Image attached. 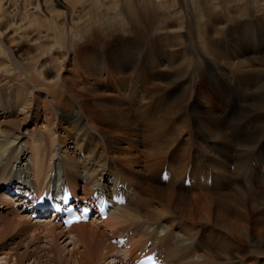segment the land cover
I'll use <instances>...</instances> for the list:
<instances>
[{
	"label": "bare ground",
	"instance_id": "1",
	"mask_svg": "<svg viewBox=\"0 0 264 264\" xmlns=\"http://www.w3.org/2000/svg\"><path fill=\"white\" fill-rule=\"evenodd\" d=\"M19 1L13 0L15 2L13 7L17 3L20 4ZM68 1L75 4V0ZM220 1L191 0L190 2L192 9L200 12L197 14L201 25L198 29V40L201 41L203 38L207 40L203 51L209 55L214 54V56L217 52L220 56L221 52L220 49L218 51L213 36H224L222 39H226L233 33L229 30L230 24L237 16L233 13L240 14V16L247 14L246 7H241V10L236 8V12L226 7L235 0ZM262 1L264 0H252L250 2L252 7L248 6L251 8L248 10L252 11L254 8L255 13H259L256 10L257 3ZM160 4L162 9L174 7L173 19L176 22L172 23L171 31L174 30L175 33L171 34V39L177 41L182 47L184 46L181 59L187 63H150L155 58L151 50L141 59L143 61L134 65L110 63L114 68L112 72L107 68L104 69L106 63H82L86 73L91 70L93 75L101 77L107 72L109 78L115 80L118 77L114 76H118L126 68L136 71L137 75L141 74L135 79V83H128L121 98H113L116 105L99 107L100 102H94L92 107L87 106L82 104L80 97L74 94L70 97V103L66 101V110L52 107L49 111L47 104H41L35 100L32 95L33 91L26 88V83L20 75L13 80L0 78V88L4 87L2 90L6 91L2 97L0 95V207H5L0 210V215L11 216L9 212H6L10 211L19 219L12 225L17 226L25 221L29 223L31 213L21 207L25 203L24 194L29 193V195L41 197L44 192H59L62 185H66L73 196L79 200L91 199L96 192L109 197L121 195L126 203L114 207L102 222L90 220L87 223L75 224L64 229L58 223L56 214L52 213L50 216H40L35 223L43 226L51 242L50 245L57 244L63 238V242L68 240L67 247L72 246L69 257H72L74 264H133L139 260L141 255L136 254L138 251L136 229H134L136 225L146 228V235L154 231L152 238L154 241L166 242L165 246L160 249V251L167 250L166 256L160 258L164 264H239L233 262L239 254L260 259L264 264V188L254 190L247 185H240L232 193L223 190L234 180L229 176L232 173L228 167L233 159L231 158L232 151L237 152L240 165L236 169L237 172L233 171L234 173L247 167L248 160H251L255 150L264 151V68L257 70L258 73L254 74L255 76L252 74V76L247 75L249 78H242L240 70L245 71L248 68L255 71L254 68L252 69L253 63H247L245 56L230 55L227 57L228 60L238 63H213L217 68H222L220 76L224 78L226 89L231 86L240 94L243 91L241 98L243 104L248 105L252 103V97L262 95L257 101L255 100L254 104L249 105L255 108L254 112L244 115V117H251L252 113H255L254 118L259 126L255 135L244 137L240 132L242 126L231 127L227 134L223 131L226 125L220 123L215 112L210 109L201 111L193 98L197 87L193 80L196 78L195 72L198 71L196 68L199 63H190V61L199 57L194 54L195 49L190 47V38L188 39L185 33L182 35L183 31H189V26L181 18V11L178 13L175 9V3L171 5L162 1ZM11 5V0H0V12L3 16L6 6L9 8ZM22 6L24 11L21 13L26 17L36 19L38 17L36 13L41 11L38 3L34 7H30V4ZM57 6L68 7L64 0L58 2ZM42 8L43 17L48 16L47 21L54 24L52 11H47L44 4ZM147 16L149 15L141 13L136 18L137 22L144 23V27L141 26L144 30L136 33L139 38H145L147 34L149 36L152 31H155L152 24L144 22ZM171 31L167 30L166 33ZM44 37L46 39L45 35ZM257 44L254 49L256 53L263 50L264 40ZM147 45L151 47V42ZM201 47L203 48V43ZM222 58L225 59V56ZM261 59L264 61L263 58ZM259 64L264 66V63ZM209 65L210 63H207L203 70L205 71ZM41 67L50 70L52 66L44 67L43 65ZM28 69L29 67L26 68L25 76L33 82ZM168 71L172 72L168 73ZM231 73L235 77L239 76L232 78ZM147 78L156 82L162 80L163 84L170 86V92H178V95L169 100L170 106L166 108L167 110L163 109L147 125L144 129V140L137 141L133 139L139 130L132 118V108L135 105L143 106L141 104L147 101L146 97L154 85L149 80L147 81ZM89 81L92 87L100 84L97 77ZM56 82L53 86H60ZM154 89L157 88L154 87ZM218 89L223 88H214V90ZM126 97L130 104L127 103ZM31 98L34 100L32 101ZM186 100H192L190 108L195 114H204L208 120L205 126H199L201 131L203 130L201 133L196 131L197 135L193 134L192 137L190 135L187 143L189 146H185L180 152L177 151L180 154L178 155L176 149L179 148V144L177 142L183 134L187 133V129L183 121L177 130L175 128L170 131L169 128L181 114H183L181 117L185 118V110L182 111L183 106L178 103ZM31 104H33L32 111L28 114L25 110H28ZM58 105H60L59 102ZM15 113L17 117H22L20 121L17 120L19 121L17 123L16 120L10 121L9 119ZM28 116L31 119L24 121ZM53 116L58 122L56 126L51 119ZM4 118L6 123L3 125L1 120ZM97 125L100 126L99 130L95 128ZM18 126L21 128L17 133ZM3 127L16 129V132L10 134ZM128 134L131 135V139L127 138ZM25 137L27 139L23 142ZM196 137L201 139V143L197 146L198 149H195L196 153L207 150V158L204 161L210 169L209 173H205L202 169L203 160L195 156L192 159L189 157L190 150L195 147L191 139L195 140ZM45 138L49 139L48 143L45 142ZM121 138L129 141L126 145L130 150L119 144L118 141H121ZM229 138L232 143L228 142ZM141 143L145 145L144 148H140ZM47 144H49L48 148ZM137 147H139L138 150L146 152L145 161L139 162L137 156L134 155ZM8 151H10L9 157L4 156ZM215 157L220 158V161L218 159L215 161ZM166 160L174 162V165L169 166ZM257 163L260 169H264V162L257 161ZM163 166H166L164 176L169 185V189L166 190L155 187L144 180V177L150 174L158 173L163 176L160 170ZM188 168L191 169L190 174ZM211 170L217 171L218 175ZM256 172L254 181L264 185V171ZM187 174L188 181H186ZM177 187H183V189L188 187L191 190L197 188L201 191L199 190L198 195L193 194L192 197H186L176 192ZM7 188H9L8 191L17 192V195L15 193L13 198L2 193ZM211 191L214 196L201 194L208 193L209 195ZM19 194L23 196L19 197ZM138 194L139 198H137ZM13 207L16 208L15 211ZM200 230L208 233L206 238L199 233ZM121 237L127 240L123 247L118 248L117 245L111 244V240ZM237 238L246 239L249 248L243 246ZM221 259H226L227 262L224 263ZM229 260L232 261L229 262Z\"/></svg>",
	"mask_w": 264,
	"mask_h": 264
},
{
	"label": "rangeland",
	"instance_id": "2",
	"mask_svg": "<svg viewBox=\"0 0 264 264\" xmlns=\"http://www.w3.org/2000/svg\"><path fill=\"white\" fill-rule=\"evenodd\" d=\"M11 1V6L13 7L15 2H13V0ZM62 1L63 0H37L36 2V0H20V4L17 3V5H14L16 8H12L11 6L7 8L6 6L4 16L0 12V78L13 80L20 75L26 83V88L33 91L32 95L35 97V100L41 104H47L50 108L49 111L52 110V107L66 110V101L70 103V97L74 94L79 96L81 103L87 106L92 107L94 102H100V105H98L99 107L112 106V104L116 105L113 98H121L124 95V89L128 86V83H135V79L138 78L139 75L141 76V74L137 75L136 71L134 72L130 68H126L127 70L123 69L122 72L119 73V75L121 74L120 76H114L118 77V79L115 80L109 78L107 72L101 77L93 75L91 70L86 73V69L82 67V63H106L104 69L107 68V70L112 72L114 68L110 63H127L134 65L135 63L143 61L141 59H143L145 54H148L150 50L155 54V58L151 60L150 63H187L183 62L181 59L184 46L182 47L177 41L171 39V34L175 33L174 30L171 31L173 27L172 23L176 22V20L173 19L174 7L162 9L160 4L162 1H165V4L171 5L175 3V9L178 13L181 11V18L187 22H185V24L190 28L188 32L186 30L188 34L183 31L182 35L186 34L187 38H190V47L195 49L194 54L199 57L196 60L192 59L190 61V63H199L196 68L199 72H195L197 79L195 78V80H193V82L195 81V86H197L195 90L196 94L193 98L195 102H197L198 107L201 108V111L202 109L214 111L218 120L220 119V123L226 125L223 131L227 134H229V129L231 127L242 126L243 128L240 132L244 137H252L251 135H255L254 133L256 130L259 129L254 118L255 113H252L251 117H244V115L254 112L255 108L249 105L254 104L255 100L257 101L262 95L252 97V103L248 105L245 103L243 104L241 102L243 91H241L242 93L240 94V92H237L231 86L229 89H226L227 85L225 86L224 78L220 76L223 70L221 67L217 68L213 63H238L228 60L227 57H230V55L245 56V59L248 60L247 63H253L252 69L254 68L255 71L248 68L245 69V71L239 69L242 72V74H240V76L243 75L242 78H249L247 75L252 76V74L255 76L258 73L256 72L257 70L264 68V66L259 64L264 63V61H261V58L264 59V44H262L263 50L261 52L256 53L254 50L255 45H258L257 43L259 41L264 40V1L257 3L258 6L256 10L259 13H255L253 10L254 8L252 11L248 10L252 7L250 3L252 0H235L231 5L227 4L226 7L229 8L230 11L234 9L233 12H236V8L241 10V7H246L247 14L240 16V14L233 13V15H237L229 26V30H232L233 33L227 36L226 39H222L224 36H213L218 51L220 49L221 57L217 54L218 52L216 56H214V54L209 55L203 51L205 44H207V40L204 38L201 41L198 40V29L201 25L197 19V14L200 12L192 9V5L190 4L191 0H75L74 5L68 0H64L68 7L64 8L62 6H57V3ZM220 2L222 3V1ZM36 3L41 7V11L39 10L36 13L38 16L36 19L34 17L22 15L21 11H24L23 8H21L23 7L22 5L30 4V7H34ZM43 4L46 5L47 11H52L51 15L54 24L47 21L48 16H46L47 18L43 17ZM253 5H256V3H253ZM31 11L32 10H30V12ZM141 13L149 15L144 22L152 24L155 29V31H152L151 35L148 36L147 34L145 38L136 36V33L140 32L139 30H144L141 28V26L144 27V23L142 24V22L139 23L136 21L137 16ZM22 17L23 19L21 20ZM167 30H170L172 33H166ZM150 42L151 47L147 45V43L150 44ZM202 43L203 48L201 47ZM224 56L227 60L222 58ZM207 63H210V65L207 67L208 70L206 69V72L203 68ZM43 65L44 67L52 66V70L41 67ZM27 67H29L27 71L33 82H30L29 78L25 76ZM165 72L163 73L165 74ZM171 72L172 71H168V73ZM94 77L100 80V84L92 87L91 81L89 80L94 79ZM230 77L237 78L232 73ZM56 80L59 81L56 82ZM148 80L149 78H147V81ZM54 82L59 83L60 86L54 87ZM150 82L154 85L149 95L146 97L147 101L145 104H141L143 106L135 105V107L132 108V118L134 123H136L135 126L138 128L137 130H139L133 139L137 141L144 140V129L147 128V125L163 111V109L170 106L169 100L178 95V92H170V86L163 84L162 80ZM233 83L232 81V84ZM154 87L157 89H154ZM216 87L223 89L214 90ZM2 88H0L1 97L6 93ZM247 94L249 95V93ZM31 100L33 101L34 99L31 98ZM58 102L60 105L57 106ZM127 103L130 104L128 98ZM192 103V100L178 103L183 106L182 111L185 110V118L183 119L181 117L183 114H181L178 117L179 119L176 118L175 122L170 126L171 128H169L170 131H173L175 128L177 130L183 121L187 129V133L183 134L179 142H177L179 148L176 149V152H180L185 146H189L187 143L190 135L192 137L193 134L197 135L201 133L203 130L201 131L200 127L208 120L207 116L205 117L204 114H195L194 110L190 108ZM32 106L33 104L30 105L28 110H25L28 114L32 111ZM51 114L53 113L51 112ZM15 116L17 117L16 113L9 119L10 121L16 120L15 122L17 123L22 117L15 118ZM30 119L31 117L28 116L24 121ZM51 119L52 122H54V126L58 125L57 120H54V116L51 117ZM5 120V118L1 120L3 125L6 123ZM97 126H95V128L99 130L100 126ZM18 128L19 130H17V133L20 131L21 126H18ZM3 129L9 131L10 134L16 132V129L10 127H3ZM130 136L131 135L128 134L127 138L131 139ZM26 139L25 137L23 142ZM191 140L195 147H192L193 149L190 150V159L195 156L204 161L207 158V150L200 151L199 154H197L195 150L198 149L197 146L201 143V139L196 137L195 140L193 138ZM48 141L49 139L45 138V142L48 143ZM118 142L121 146L130 150L129 146L126 145V143H129L128 140H123V138H121V141ZM228 142L232 143L231 138L228 139ZM221 144L225 145V143L222 142ZM48 147L49 144H47V148ZM144 147L145 145L141 143L140 148ZM138 148L139 147L135 149L134 155L137 156L139 162L145 161L147 159L146 152L138 150ZM254 153L251 160H248V164L247 162L245 163L247 167H244L238 173H234L237 172L236 169L240 165L237 160L239 158L237 152L232 151L233 155L231 158L233 159L229 162L230 164L228 167L232 173V175L230 174L229 176L230 178H234V180L223 190L232 193L240 185H247V187L254 190L255 188H264L263 184L254 181V176L257 173L256 171H264V169L259 168L257 163V161L264 162V151L255 150ZM9 155L10 151L4 156L9 157ZM178 155L180 154L178 153ZM217 159L220 161V158L215 157V161H218ZM166 163L169 166L174 165L172 161L166 160ZM203 164V171L209 173L208 170L210 169L206 166L207 162L204 161ZM160 170L163 176H160L158 173L150 174L145 177L143 176L144 180L162 190L169 189V185L164 176L166 173V166H163ZM190 171L191 169L188 168L189 174L191 173ZM211 171H214V173L218 175L217 171ZM186 181H188V174L186 175ZM199 190L200 189L197 188L191 190L190 188L188 189V187L185 189H183V187H177L176 192L186 197H192L193 194L198 195V192L201 191ZM134 191L137 192L136 190ZM201 194L204 196H211L212 194V196H214L212 191L209 195L208 193ZM137 198H139V194ZM2 208L5 209V207H0V210ZM13 209L14 211L16 210L14 207ZM6 212H9L11 216L5 217L0 215V264H74V260H71L72 257H69L72 246L67 247L68 240L63 242V238L57 244L50 245L51 242L43 226H38L35 223L37 220L32 221L33 218H30L31 221L29 223L25 221L19 223L17 226L12 225V223L17 222L19 219L13 212ZM134 229H136L137 236V255L149 250V252L153 251V253L157 254L160 258L166 256L167 250L163 249L160 251V249L165 246L166 242L154 241L152 239L154 231L146 235L147 230L142 227V225H136ZM199 233H201L204 238L208 235V233L201 232V230ZM237 239H239V242L243 246L249 248L246 239ZM154 244L156 245L153 246ZM167 248H169L168 244ZM226 259H221V261L225 263L227 262ZM231 261L232 260H229V262ZM234 261L239 264H260L262 262L260 259L247 257L244 254H239L233 259V262Z\"/></svg>",
	"mask_w": 264,
	"mask_h": 264
},
{
	"label": "snow or ice",
	"instance_id": "3",
	"mask_svg": "<svg viewBox=\"0 0 264 264\" xmlns=\"http://www.w3.org/2000/svg\"><path fill=\"white\" fill-rule=\"evenodd\" d=\"M85 211H87V210H85Z\"/></svg>",
	"mask_w": 264,
	"mask_h": 264
}]
</instances>
